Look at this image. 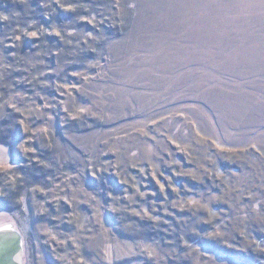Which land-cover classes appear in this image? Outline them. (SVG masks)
<instances>
[{"label": "trees", "instance_id": "16d2710c", "mask_svg": "<svg viewBox=\"0 0 264 264\" xmlns=\"http://www.w3.org/2000/svg\"><path fill=\"white\" fill-rule=\"evenodd\" d=\"M142 5L137 0H0V144L14 155L25 136L23 125L47 118L66 141L68 134L114 127L106 109L104 114L91 109L98 94L90 92V84H113L115 49L129 45L137 34ZM157 6L161 16L163 2ZM141 35L136 37L143 39ZM167 107L160 108L162 118L152 117L158 122L142 128L154 135L173 119L166 127L168 138L162 135L165 142L160 145L166 149L158 146L149 157L134 158L126 167L118 162L114 134L101 144L104 152L86 154L84 178L73 182L74 163L57 162L53 145L37 149L27 159H14L25 160L11 173L16 195L46 190L51 179L67 177L61 199L56 207L50 205V217L40 221L60 229L68 246L90 222L89 205L78 207L71 196L82 180L113 234L157 245L169 264H264V158L222 152L199 114L208 104L200 101L193 110L184 108L180 118L187 121L164 113ZM210 112L213 123L223 124L222 108L211 107ZM243 172L248 176L239 180ZM2 206L6 210L9 205ZM26 242L30 248L28 238ZM82 252L87 259L89 252Z\"/></svg>", "mask_w": 264, "mask_h": 264}, {"label": "rangeland", "instance_id": "374dc122", "mask_svg": "<svg viewBox=\"0 0 264 264\" xmlns=\"http://www.w3.org/2000/svg\"><path fill=\"white\" fill-rule=\"evenodd\" d=\"M137 1L143 4L136 28L143 39L133 33L129 45L127 42L116 47L115 57L127 55L122 61L113 58L117 63L110 71L111 86L90 84V92L98 94L91 109L103 114L106 109L114 127L89 134H68L66 141L65 135L57 133L53 120L47 118L40 124L35 120L23 125L25 136L15 146L14 155L9 146L0 144V226L12 224L22 234L24 264L169 263L165 250L157 245L113 234L82 180L75 183L71 196L78 207L83 202L89 205L90 222L79 228L77 242L68 246L60 229L40 221L50 217V205L56 207L61 199L67 177L56 176L48 189L33 188L17 196L14 171L25 160L14 159H27L30 153L40 151L37 149H51L53 145L52 156L57 162L74 163L73 182L84 178L86 154L104 152L101 144L117 134L114 139L120 148L118 162L130 167L132 159H144L158 146L163 148L162 135L168 138L166 127L172 126L173 119L161 124L154 135L142 129L158 122L152 117H163L162 106H168L164 113L180 118L184 108L193 110L200 101L210 108H222L221 125L211 121L210 108L199 112L219 140L214 144L222 152H250L264 158V0ZM159 1L163 2L161 16L156 12ZM189 69L192 75L187 73ZM231 123L235 125L232 129ZM247 176L243 172L238 177L244 180ZM4 203L9 205L4 207L6 210L1 209ZM85 250L89 252L87 259L82 256Z\"/></svg>", "mask_w": 264, "mask_h": 264}, {"label": "water", "instance_id": "95a60500", "mask_svg": "<svg viewBox=\"0 0 264 264\" xmlns=\"http://www.w3.org/2000/svg\"><path fill=\"white\" fill-rule=\"evenodd\" d=\"M5 224L4 226H6ZM12 226V229L14 226L12 224H9ZM14 237L13 241L9 244V248L6 249L8 252L9 249L13 248V253L16 252V261L13 259V254H8L5 258H2L1 261H3L1 264H24L23 254H24V239L22 234L15 230L14 228ZM11 251V250H10Z\"/></svg>", "mask_w": 264, "mask_h": 264}, {"label": "bare ground", "instance_id": "6f19581e", "mask_svg": "<svg viewBox=\"0 0 264 264\" xmlns=\"http://www.w3.org/2000/svg\"><path fill=\"white\" fill-rule=\"evenodd\" d=\"M14 235V228L12 229L11 225L0 226V264L3 262L1 259L5 258L9 253L13 254L12 257L16 261V252L13 253V248L9 249L8 252L6 251L10 246L9 244L13 241Z\"/></svg>", "mask_w": 264, "mask_h": 264}]
</instances>
